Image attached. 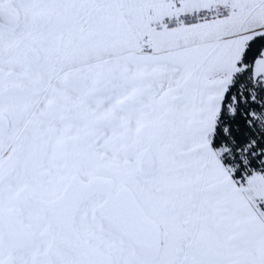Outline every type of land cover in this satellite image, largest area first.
Returning a JSON list of instances; mask_svg holds the SVG:
<instances>
[{"label": "snow or ice", "instance_id": "1", "mask_svg": "<svg viewBox=\"0 0 264 264\" xmlns=\"http://www.w3.org/2000/svg\"><path fill=\"white\" fill-rule=\"evenodd\" d=\"M0 264H264V0H0Z\"/></svg>", "mask_w": 264, "mask_h": 264}]
</instances>
